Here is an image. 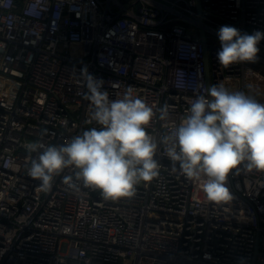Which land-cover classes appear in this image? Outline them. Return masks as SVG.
Instances as JSON below:
<instances>
[{"label":"built area","instance_id":"2783aa9c","mask_svg":"<svg viewBox=\"0 0 264 264\" xmlns=\"http://www.w3.org/2000/svg\"><path fill=\"white\" fill-rule=\"evenodd\" d=\"M0 0V264H264V172L243 165L226 182L233 200L208 201L199 182L157 149L159 175L135 195L105 200L70 189L66 169L50 191L28 174L29 143L59 145L99 125L81 71L110 99L128 87L153 107L157 140L206 95L201 31L222 25L264 32V0ZM209 39V38H208ZM207 39L211 86L244 92L264 84L249 62L218 63ZM258 47L264 52V40ZM257 61L264 64L258 52ZM168 106L161 120L159 109Z\"/></svg>","mask_w":264,"mask_h":264},{"label":"clouds","instance_id":"9594fccd","mask_svg":"<svg viewBox=\"0 0 264 264\" xmlns=\"http://www.w3.org/2000/svg\"><path fill=\"white\" fill-rule=\"evenodd\" d=\"M220 49L216 54L224 67L238 63H255L264 40V32L251 34L231 25L217 32ZM87 89L92 127L59 145L38 140L27 145L30 159L28 174L40 181L48 192L55 176L64 170L63 184L70 189L79 185L98 190L105 200L116 201L135 195L136 186L151 182L159 175L155 158L158 146L166 145L172 169L199 182L208 201L227 204L233 195L227 180L241 165L251 172H264V104L244 92H229L223 85L210 86L206 95L191 103L189 114L169 135L155 139L146 129L155 112L128 87L119 99H110L103 81L81 71ZM160 119L168 116V106L159 109Z\"/></svg>","mask_w":264,"mask_h":264},{"label":"rangeland","instance_id":"374dc122","mask_svg":"<svg viewBox=\"0 0 264 264\" xmlns=\"http://www.w3.org/2000/svg\"><path fill=\"white\" fill-rule=\"evenodd\" d=\"M208 40L211 44H215L217 46L220 47V42H219V39H218V36L216 35H211L209 34L208 35ZM260 49V48H259ZM262 55H264V52L262 51V49H260L259 51ZM256 63V62H255ZM257 64H258V69L261 70L263 73H264V64L261 60L257 61ZM229 91V89H227ZM251 91L252 94H254V96H264V84H261L259 86H256L254 90L252 89H249L248 93ZM230 92V91H229Z\"/></svg>","mask_w":264,"mask_h":264},{"label":"water","instance_id":"95a60500","mask_svg":"<svg viewBox=\"0 0 264 264\" xmlns=\"http://www.w3.org/2000/svg\"><path fill=\"white\" fill-rule=\"evenodd\" d=\"M197 7L198 10L201 11L202 6H201V0H197ZM201 39L204 43V52H205V61H206V79L208 86H211V81H210V65H209V50H208V44H207V34L205 30H202L201 33Z\"/></svg>","mask_w":264,"mask_h":264},{"label":"trees","instance_id":"16d2710c","mask_svg":"<svg viewBox=\"0 0 264 264\" xmlns=\"http://www.w3.org/2000/svg\"><path fill=\"white\" fill-rule=\"evenodd\" d=\"M256 68H259L258 67V64H257V61H256V63H252Z\"/></svg>","mask_w":264,"mask_h":264}]
</instances>
